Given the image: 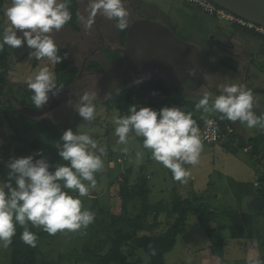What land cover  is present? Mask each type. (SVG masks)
<instances>
[{
  "label": "rangeland",
  "instance_id": "obj_1",
  "mask_svg": "<svg viewBox=\"0 0 264 264\" xmlns=\"http://www.w3.org/2000/svg\"><path fill=\"white\" fill-rule=\"evenodd\" d=\"M3 1V8L0 5V21L6 25L8 21L4 10L11 6V0ZM124 2L129 12L127 39L132 28L149 23L199 49V70L204 78L200 84L190 88V97L202 96L205 92L215 97L221 94V89L225 85L244 84L253 91L255 99L253 110L258 113L261 110L260 114L264 113V94L255 91L257 88H264V54H259L260 45H264V36L209 16L188 0H124ZM78 22L79 31L64 26L60 31H54L52 36L57 45L63 44L70 50L75 64L81 66L80 71L73 85L65 90L62 97L59 95L50 97L49 102L42 109L34 107L27 80L29 77H34L45 66L54 72V64L47 58L38 61L34 56L29 57L32 50L26 45L18 49L10 48L13 56L11 55L10 77L4 87L3 99L0 101V118L5 119L3 110L8 107L22 110L24 118L11 120L13 112L8 111L10 120L5 121L4 127L0 128V175L7 177L3 162L10 157L26 156L41 149L44 156L52 163L54 170L57 163L63 162L56 147L62 143L60 138L63 131L68 128L75 131L78 126H81V131L87 132L106 149V154L102 156L104 168L96 174V188L89 196L81 198L84 208L94 212L95 215H101L110 210L112 213H119L122 200L118 199L120 190L118 187L120 184H117L118 177L131 166L143 165L140 170H143L145 175L146 173L149 175L151 204H157L160 201L170 203L174 195L179 193L183 197L196 195L204 206H210L216 210L220 222L213 221L212 228L219 236L224 235L228 238L224 264H247L245 261L248 256L243 248H239L243 245L242 239H234L237 240L236 242L231 241L230 232L221 229V226L240 223L242 212L251 214L254 217L257 232L254 244V250L257 252L253 254L263 259L264 181L261 180V176H264V151L260 159L258 156L255 157L250 149L232 152L223 147L202 142L203 150L199 163L195 166L186 165L191 175L186 182H180L173 179L169 169L152 159L150 150L143 147V137L130 134L127 145L118 144L112 117L114 113L120 115V111L110 109L106 104L112 93L130 88L148 94L133 97L135 105L146 104L151 99V95L163 98L170 94L148 84L144 79L143 71L133 59L134 51L130 41L126 39L124 44L120 42L115 21L108 20L99 14L92 17L89 0H79ZM230 44L238 49H230ZM226 49H230V52ZM108 50L119 52L121 60H110ZM220 50L236 57L235 69L220 64ZM86 58H88L87 64L95 61L94 59L99 60L102 68L99 71L89 70L83 65ZM138 80L139 83H137ZM184 90L186 88L175 92ZM85 91H94L96 94L94 101L96 119L91 122L84 121L74 107L79 96ZM70 100L72 105L68 103ZM53 102L57 103V106L51 110ZM193 113L203 119L213 115L221 116L220 113H201L200 110ZM28 119L38 122L32 130L26 129L29 127L26 122ZM236 128L247 138L254 136L256 130L257 132L260 130L259 128L249 129L239 121L236 122ZM17 130L21 138L26 136L34 140L40 136L41 146L35 148L28 142L18 140ZM236 142L238 144L239 138ZM124 148H127V152L123 151ZM138 152L143 154L140 159L137 158ZM114 178L117 182L112 187L110 181ZM122 179L120 178L119 182H122ZM241 179L247 185L240 182ZM254 181L257 182L253 186ZM245 188H250L253 192L245 194ZM139 211L140 199L135 197L129 200V214L135 215ZM161 217L162 221L166 219L164 215ZM36 229L39 232L38 264H96L97 258L88 256L87 250L102 244L100 240L95 239L96 231H93L90 226L77 233L64 231L57 232L55 235H49L42 228ZM140 233L157 234L158 231L143 230ZM210 241L211 237L200 226L196 215H189L186 228L178 236L175 247L165 254L166 264H220L219 260L213 258L210 261V250L206 247L210 245ZM126 252L128 254L129 250L127 249ZM139 255H141V264H149L147 252L141 250V254L133 256L136 259ZM10 261L11 245L0 248V264H9Z\"/></svg>",
  "mask_w": 264,
  "mask_h": 264
},
{
  "label": "clouds",
  "instance_id": "obj_2",
  "mask_svg": "<svg viewBox=\"0 0 264 264\" xmlns=\"http://www.w3.org/2000/svg\"><path fill=\"white\" fill-rule=\"evenodd\" d=\"M69 4L70 0H11V6L4 10L8 23L2 29L0 52L5 45L13 49L26 45L32 50L29 57L61 63L67 54L58 55L52 33L60 31L72 19ZM89 8L92 17L99 14L113 20L120 31L128 28L129 12L124 0H89ZM27 87L36 109H42L50 97L64 90L63 84H57L55 72L47 66L28 78ZM95 99L94 91H85L74 105L86 122L96 119ZM68 103L72 105L71 100ZM254 103L250 88L244 84H228L215 97L205 92L196 108L205 113H220L221 119L239 121L249 129H264V113L257 115ZM128 111L123 116L113 114L117 143L127 145L130 134L143 137V147L150 150L152 159L169 169L174 180L186 182L191 172L185 166L197 165L203 150L201 130L192 113L179 106L156 110L135 104ZM80 128L63 131L62 143L56 145L63 162L57 163L54 170L42 149L26 156H12L3 162L7 177L0 175V248H7L13 242L17 225L23 227L21 241L34 248L38 236L29 229V224L55 235L64 231L77 233L94 222L95 213L84 208L81 198L96 188V174L104 168L102 156L106 149ZM123 151L127 152V148ZM142 155L138 152L137 158ZM152 251L155 254L154 248ZM247 264H264V259L249 255Z\"/></svg>",
  "mask_w": 264,
  "mask_h": 264
},
{
  "label": "trees",
  "instance_id": "obj_3",
  "mask_svg": "<svg viewBox=\"0 0 264 264\" xmlns=\"http://www.w3.org/2000/svg\"><path fill=\"white\" fill-rule=\"evenodd\" d=\"M3 3L4 1L0 0L2 8L4 6ZM69 10L72 13V19L65 26L70 27L74 31H79V0H70ZM3 26H5V24L3 21H0V39H2ZM126 30H116L120 35V42L122 44H124L127 39ZM57 46L58 55L64 56L67 54L66 58L61 63L54 64L53 67L57 78V84L64 85V90L59 94V97H62L65 90L71 87L75 82V78L80 71V66L75 64L68 48L63 44H58ZM11 55L13 56V51H11L10 47L5 45L4 50L0 52V101L3 99L4 87L8 83L10 77ZM108 58H110V60L116 59L120 61L121 55L117 51L112 52L108 50ZM94 60L95 61L88 64L86 62L85 66H87L89 70H100L102 66L99 63V60ZM231 61V58L224 54L221 57L220 63L224 66L235 69L237 63ZM190 91L191 89H186L181 92H173L170 96L163 98L151 95V99L146 104H139L138 106H151L156 110L165 106L173 105L182 107L183 110L192 113L193 119L201 128L208 118L203 119L193 112L197 110L196 105L203 95H197L196 97L192 96V98L189 96ZM144 95L148 94L134 89L124 88L119 92L112 93L106 104L110 109L119 110L120 115L123 116L129 114L128 110L130 106L134 104L133 97ZM8 111L13 112L11 120L24 118L22 110L8 107V109L3 110L5 119L0 118V128L4 127L5 121L10 120ZM215 116L218 117L220 122L221 139L218 143L223 148L232 152H238L240 149L249 148L254 152L255 157L258 156V158L262 159L261 155L264 151V129H261L262 132L260 134L247 138L238 132L236 122H232L228 119H221L218 115ZM26 122L29 124V127H26L27 130H32L33 127L38 125V122L33 119H28ZM16 135L18 140L28 142L32 147L39 148L42 144V138L40 136H37L34 140H30L26 136L21 138L18 130ZM238 138L239 142L237 144L236 141ZM119 177L123 178L122 182H119ZM119 177V192L123 201L121 212L112 213L107 211L104 214L95 215L94 222L89 225L93 231H96L95 239L100 240L99 242L102 244L99 247L93 246V248H88L87 250L88 256H95V258H97L96 264H141V255L137 256L136 259L135 256H133L141 254V250L148 253L149 264H166L165 254L175 247L178 236L186 228L187 219L190 214L196 215L200 226L211 237L212 244L210 245V255L212 258L219 260L218 262H220V264H224L225 246L227 245L228 238L222 234V236H219V234L212 228L213 221L219 217L216 211L211 210L203 204H194L192 199L182 198L179 195L174 196L170 205L164 202L151 204L149 201V188L147 186V180L149 177L147 178L145 175L139 174L138 179L135 182L134 180L131 182L129 169L126 172H123ZM261 180L264 181V176H261ZM115 182L117 181L114 178V180L112 179L110 181V184L113 185ZM133 197L140 198V211L135 215H130L127 204ZM163 212H166L168 217L164 221H161L159 218ZM171 215H174L175 217L172 218ZM241 217L242 219L240 220V223L224 224L221 226V229L230 232V240H244L253 238L257 234L254 217L246 212H242ZM28 227L38 236L37 246L33 248L21 241L20 234L23 231V227L17 225L16 235L13 237V242L10 244L11 261L9 264H38L39 232L31 224H29ZM155 228H162L163 230L158 234L140 233L143 230L152 232ZM149 245L152 247L150 248ZM153 248L155 249V254H153ZM125 249L129 250L128 254ZM138 249L140 251L137 252Z\"/></svg>",
  "mask_w": 264,
  "mask_h": 264
},
{
  "label": "water",
  "instance_id": "obj_4",
  "mask_svg": "<svg viewBox=\"0 0 264 264\" xmlns=\"http://www.w3.org/2000/svg\"><path fill=\"white\" fill-rule=\"evenodd\" d=\"M211 1L243 19L264 26V0ZM132 34L137 42L132 45L133 59L149 85L171 94L178 89H190L203 81V74L199 70L200 51L195 45L181 41L172 33L149 23L132 28L128 41ZM137 50H141L140 54H137ZM255 91L264 94V88Z\"/></svg>",
  "mask_w": 264,
  "mask_h": 264
},
{
  "label": "built area",
  "instance_id": "obj_5",
  "mask_svg": "<svg viewBox=\"0 0 264 264\" xmlns=\"http://www.w3.org/2000/svg\"><path fill=\"white\" fill-rule=\"evenodd\" d=\"M188 2L199 7L203 12L218 20H224L231 24L253 33L264 36V26L243 19L232 12L218 6L211 0H188ZM202 142L207 144H217L221 139L220 122L217 116L207 119L203 127L200 128ZM231 130V129H230Z\"/></svg>",
  "mask_w": 264,
  "mask_h": 264
},
{
  "label": "crops",
  "instance_id": "obj_6",
  "mask_svg": "<svg viewBox=\"0 0 264 264\" xmlns=\"http://www.w3.org/2000/svg\"><path fill=\"white\" fill-rule=\"evenodd\" d=\"M239 38V37H238ZM237 42V41H236ZM239 42V41H238ZM260 47H261V52H259V54H264V45L262 44V45H260ZM259 47V48H260ZM232 48H234V49H238L237 47H234L233 46V44H230V49H232ZM217 49V48H216ZM229 49V50H230ZM227 51H229L228 49H226ZM230 52V51H229ZM240 52H238V54H239ZM227 55L228 53L227 52H225V51H223V50H220V60H221V57L223 56V55ZM230 55V56H229ZM229 55H227L229 58H231V60L232 61H235L236 63H237V60L233 57V54H229ZM251 58V57H250ZM231 61V62H232ZM248 61V60H247ZM221 64V63H220ZM222 65V64H221ZM57 106V103H51V110H53V108L55 109V107ZM174 106V105H173ZM185 111V110H184ZM185 112H187V111H185ZM200 112L201 113H205V112H203V110H200ZM256 112V114L258 113V111H255ZM260 112H261V110L259 111V113L258 114H260ZM262 131H261V129L259 130V132H257V130H256V134L255 135H258V134H260ZM251 137V136H250ZM210 145H212V146H220V147H222L219 143H217V144H210ZM244 150H249V148H244ZM119 157V156H118ZM121 157V156H120ZM122 163V162H121ZM142 164V163H141ZM141 166H143V165H134V166H131L130 168H129V176H130V180H131V182L134 180V182L138 179V176H139V174H142V175H145L144 174V172H143V170H140L142 167ZM128 170V169H127ZM136 171V173H134ZM126 172V171H125ZM147 178L149 177V175H147V173H146V175H145ZM120 178H122V177H119V179ZM195 178V177H194ZM149 179V178H148ZM240 182H243V183H245V185H247V183L243 180V179H241L240 180ZM257 181H254V183H253V186H254V184L256 183ZM118 184V183H117ZM111 185V184H110ZM112 187H114L115 185L113 184V185H111ZM147 186H148V188H149V184H148V180H147ZM250 186V184L248 185V187ZM118 187H120V185L118 186ZM120 189V188H119ZM120 191V190H119ZM244 191H246V193L245 194H249V193H252L253 191H252V189L250 190V188H245V190ZM149 194H150V189H149ZM94 196H95V194H93ZM176 195H179V196H181L182 198H189V199H192L193 201L192 202H194V204H202L201 202H200V200H198L199 199V197L198 196H196L195 195V197H183L181 194H177L176 193ZM175 196V195H174ZM133 198H135V197H133ZM138 199H140L139 197H137ZM118 199L119 200H122V198H121V196H120V192H118ZM132 199V198H131ZM130 199V200H131ZM173 199H174V197H173ZM150 200V199H149ZM173 201V200H172ZM172 201L169 203V202H164V201H160V202H164V203H166V204H171L172 203ZM123 202V201H122ZM122 202L120 201V212H121V208H122ZM112 203V200H110V204ZM118 203H119V201H118ZM158 203V202H157ZM112 205V204H111ZM128 205V204H127ZM206 207H209L211 210H214V208H212V207H210V206H206ZM111 211V210H110ZM214 211H216V210H214ZM162 215H164V217L166 216V218L168 217L167 215H166V212H163V213H161V215H160V220H161V216ZM191 215V214H190ZM171 217L172 218H174L175 216L174 215H171ZM217 221H219L220 222V219H219V217H218V219H216ZM162 221V220H161ZM224 225V224H223ZM162 228H155L153 231H158V233H161L162 232V230H161ZM147 232V231H146ZM157 233V234H158ZM231 241H234V242H236L237 240H231ZM242 242V246H240L239 248L241 249V248H243L244 250V252L246 253V256H249V254H253V253H255V252H257L256 250H254V244L256 243V240H255V237H253V238H248V239H245V241H243V239L241 240ZM211 243H210V245L212 244V240L210 241ZM210 245H208V246H206L209 250H210ZM256 255V254H255ZM245 256V257H246ZM210 257V261H211V259H212V256L210 255L209 256ZM245 259V258H244ZM215 260H217V259H215ZM245 262H247V260L245 261Z\"/></svg>",
  "mask_w": 264,
  "mask_h": 264
},
{
  "label": "bare ground",
  "instance_id": "obj_7",
  "mask_svg": "<svg viewBox=\"0 0 264 264\" xmlns=\"http://www.w3.org/2000/svg\"><path fill=\"white\" fill-rule=\"evenodd\" d=\"M130 43H131V45H135L137 42H136V36L134 35V34H132L131 36H130Z\"/></svg>",
  "mask_w": 264,
  "mask_h": 264
},
{
  "label": "flooded vegetation",
  "instance_id": "obj_8",
  "mask_svg": "<svg viewBox=\"0 0 264 264\" xmlns=\"http://www.w3.org/2000/svg\"><path fill=\"white\" fill-rule=\"evenodd\" d=\"M109 51H110V50H109ZM112 52H115V51H112ZM71 54H72V53H71ZM87 59H88V58H86V59H85V61H84L83 65H85V64H86V61H87ZM80 67H81V66H80ZM84 67H85V66H84ZM95 71H99V70H95ZM136 91H137V90H136Z\"/></svg>",
  "mask_w": 264,
  "mask_h": 264
}]
</instances>
